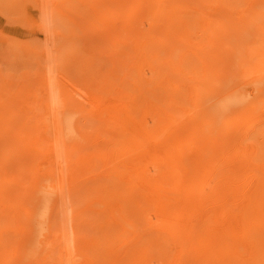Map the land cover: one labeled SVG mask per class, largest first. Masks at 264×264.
Masks as SVG:
<instances>
[{"label": "bare ground", "instance_id": "1", "mask_svg": "<svg viewBox=\"0 0 264 264\" xmlns=\"http://www.w3.org/2000/svg\"><path fill=\"white\" fill-rule=\"evenodd\" d=\"M80 1L82 4H84V6L85 5L88 6V0H80ZM221 1L220 0H92L91 5L89 4L91 7L89 9H94L95 17L97 16L98 22H100L104 26V30L101 31L102 32L101 34V32L97 30V28L95 29V27H98V26L95 25V23H93L92 25H90V28H92V30H90L89 32H91L92 35L94 34L93 39L95 38L94 39L95 43L96 42L99 44L101 43L100 44L101 52H103V54L106 52L108 53V56H106V58L103 57V61L106 60L109 66L108 70H111L112 76L114 77L116 76L120 78L119 80L120 84L124 85L125 88L128 89V87L129 88L132 87L131 89H129L131 91L134 89L133 87L139 88V95L135 96V99L131 101L132 104L133 103L135 104V106L131 105L130 107H124L122 110H117L115 106L113 105H102V103L101 105L97 104L95 106L98 108L99 115H102V114L108 115L107 120L109 122L113 121V124L116 127L114 126L115 130L113 131H110V129L106 127H103L102 129H100V135L101 134L103 135L104 133H109V134L111 133V134H110V137L107 134V136L109 137L107 139L101 137L103 138V140H105V143L103 142L101 146V150L96 147L94 148V150L97 149V150L102 151V148L105 144V147L110 148L108 155L110 157L109 160H112V161L117 159L119 156L123 157L125 154L128 155V153L132 150V148L137 147L138 150L139 149L142 150L144 146L148 147L150 143H151L150 147H158L159 151L160 149L162 150L160 153H156L155 150H153V148L152 150L151 148L150 149L147 148L145 151L143 150L144 152L142 151V155L144 153L148 156V163L146 166H145L146 162L143 163V160L140 159L139 157L136 159L137 162L133 163L132 165L125 163L124 164L125 168L123 171L120 170L121 168L120 165L118 166V164L116 163L113 166L111 173L109 172L110 175H113L115 177L119 176V178L121 179V182H120L121 185L120 183H118V186L120 187L116 192H114L113 196L116 197L117 199V200L115 199L116 201H119L120 203L119 206L121 209H123V212L125 210L126 213L129 214L131 217V218L129 217L130 219L128 218V220H124L123 218H121V222L127 228L131 227L133 229V232L130 231V234H132V238H131V241L129 240L130 241L129 243L138 244L136 252L134 254L130 253L129 255H127V257L122 258L124 259V261L128 259V261H125L127 262V264H147L148 255L146 253L148 252L151 253V252L150 251L146 252V250H148L149 248L153 250L155 249V251L157 250V254L156 253L155 254L158 255V257L161 256L162 258H164L161 260L163 264H264V181H260L259 178L257 177L254 179V176H253L257 168L256 163L260 162L258 160L262 158L257 160L256 158L253 157L255 159L254 162H256V160L257 162L256 163L253 162L252 164H249L248 159L244 160L245 157L243 159L239 158L240 155L237 153L240 150L237 152L238 149L234 150V152L236 151L237 153H234V152L232 153V157H233V154L234 156L235 154H237V156L233 157L231 161L227 160L226 159L227 157L225 158V155H226L225 150L227 149V148L225 149V147L229 145L228 143L232 139L236 141L238 138L241 137V135L239 136V134L241 133L243 134V132L241 133L239 132L237 136L239 128L235 127V129H233L234 128L233 125H230V123L228 124L229 120L230 121L231 119H235V121L241 120L242 113L244 114L247 112L248 118H250L249 115H251L252 118H251L250 124L249 123L246 124L248 127L246 126L247 129L246 128L245 129L246 131H248L249 128L251 129V125L253 121L252 119L254 115L253 110L255 109L254 111H256V109L258 108L257 105L259 104L258 99L264 96V86L261 85V81L257 80L260 72L264 74V69H263L264 68V48L259 46L260 43H258L259 42L258 40H260L261 43L264 44V7L261 11L256 13L252 19H249L250 17L248 16V14L251 16L253 14V11L259 5L264 6V0H256L255 3L251 4V7L247 11L246 16L244 15V17H240L238 19L237 18L235 19L233 16L234 11H231L230 9L228 10L227 7H224L226 3L223 5L222 2H224L225 0L222 2ZM231 1L233 0H230V2ZM235 1L238 4L239 0H235ZM235 1L231 2L233 3L232 5H234ZM36 2H37L36 12L38 14L37 29L41 31V33L43 34L44 38H46V40L48 39V37H50L49 35L52 34L51 37L53 36L52 24L54 21H56V18H55L56 16H54L55 9L59 7L60 12L64 15H67L69 18L72 17L71 12L69 11L70 8L74 9V10L72 9L70 10L76 13L80 11V7L77 8V5L72 0H36ZM230 2H227V3H230ZM231 3H230V6H231ZM236 3L234 6L237 8ZM239 7H241V5ZM151 8L157 11L161 10V13L164 11L162 15L160 13V17L162 16L161 17L162 19L160 18L161 23H158L157 21H153L156 18H153L152 16L150 20H147L145 24L143 23L137 24L138 19L139 17H141L143 11L151 9ZM190 9H196L197 12H193ZM209 9H212V12H210ZM218 15H221L223 20L226 21V23H221L220 21L218 22L214 20L216 19ZM60 21H61V18H60ZM81 21L84 22L83 20ZM230 23L231 25H228ZM72 28L74 29V27ZM73 29L70 30L72 34L74 32ZM152 33L153 34L155 33L156 35L152 37L151 36ZM161 34H163V36L161 37V40H159L160 42H157L156 38L157 36ZM191 34L196 35L197 37L196 41H192V39L189 38ZM212 34H214L215 37L210 41L212 42V45L209 47V43H206V42L203 43L201 39L204 38L205 36L209 37ZM61 36L62 38H66V36L64 35H61ZM29 41L30 40H28V43L26 45L29 44ZM248 41L249 43H251V46L248 48H245V46L247 45L246 43ZM56 42L57 44H60L62 41L61 39L54 38L50 43H47V47H46V44L44 45L45 52H46V58L43 64L41 65L42 67H40L41 68L40 70L42 73H39L40 75L43 74L41 75L42 90L44 91V94L47 95V99H49L48 104L50 103L52 105V106L50 105V107H52L53 109H55V105L57 104L56 97L58 95V88H59L56 85L58 59L64 58L65 60V58L68 57V54L72 49H74L72 50L73 52H78L77 42L75 43L77 44V47L73 46V44H72L73 47L71 48L69 47L71 50H69L68 48L64 49L65 47H63L59 53L57 51H53V47ZM257 43H258V46H257ZM31 45H34V44H31ZM36 46L38 45L35 44V47L33 48L36 49ZM11 48L13 47L11 46ZM37 49H36L37 54L35 53L36 57L39 53V49L38 50ZM73 52L71 53V55L74 54ZM94 55H96L97 57L99 53H95ZM27 58L30 59L29 56ZM79 58H85V57L80 56ZM91 59L94 64L96 63L97 60H99L97 58L96 60L93 57H91ZM256 59L260 60V63L259 62L258 63L256 62V63L257 65L260 64L258 66H261V67L258 68L259 70L256 69V71H254L255 68L253 69V67L254 65H256L255 64ZM81 61L84 63V59H81L80 62ZM83 63H82V66H83ZM72 64H74L75 66V61L74 63L72 62ZM77 65H80V64H77ZM99 65L101 64L99 63ZM145 65H147L146 72L143 71L144 70L143 67ZM82 66H81V70H82ZM91 66H92V63H91ZM95 66L97 67V65ZM95 66H94V69L96 68ZM88 67L85 70L87 72H88L87 69L91 70L92 68V67L91 68L90 67L88 68ZM71 68L73 70V67ZM100 70L102 71V68ZM44 71H45V74H44ZM104 71H102L101 73H103ZM87 72L85 73L87 74ZM74 73L75 72H73V74ZM85 73L83 74L79 73V74L83 76ZM99 74H100V71H99ZM147 74H150V78L152 77L151 79L154 78V80L152 81H154L156 84L155 83H153V85L151 84L150 79L145 77ZM75 75H77V73H75ZM89 76H86V78L88 77V79H90ZM108 76L109 75H107V79L110 82V79L108 78ZM251 76H257V77L252 78L248 82V84H253V86H252V90L247 92L244 89H241L242 86L244 85L238 84V82L241 80V78L248 79ZM100 77L98 76L99 79ZM27 78L29 79V77ZM158 78L159 79L161 78V81H158L157 80ZM77 79L79 80V78ZM105 82H106V79H102V80L100 79V82L97 88L101 89L102 87H107L109 89L115 85L114 83H112L111 87H108L109 84H107L106 82L105 84L106 86H104ZM127 83H130V86H128ZM93 86L96 87L97 84ZM87 87L88 85L86 86V88ZM91 88H94V87H91ZM108 89L106 91H108ZM91 91H93V89ZM45 95L42 96L43 101L42 100L40 101L44 102V104L47 106V101L45 102V99H46ZM94 98H98V97H94ZM147 104L150 105V109H148ZM262 105H264V103ZM192 106L194 107L193 111L190 113L191 115L189 114V116H187ZM141 110L144 111V114H146L148 110H149L148 112L150 111L156 112V114L152 116V118L149 121L145 120L144 123H142L141 121L142 118L139 119L138 116L135 115L137 111H141ZM238 111H242V113H237ZM68 112H70V110L67 109V104H63L62 110H60V112H57L58 116L56 117V119L51 120L50 115L46 117L47 122H46L45 130H47L48 133H51L53 129L56 134V138L57 137L62 138V141L57 139L56 142L61 141V142L66 143V141H64L66 139L74 140L76 136L80 137L81 132L79 130L80 129L78 125L79 122L76 118L69 116ZM4 113H6L5 109L1 107L0 108V120H2ZM101 118L102 117L100 116L98 121ZM244 119H245V116H244ZM171 120H174V121H171ZM204 120H206V122H204L205 124L203 125L201 124V122H203ZM150 121H151V125L149 124ZM246 122H247V119L244 123ZM135 126H138V128H141V130H139L138 135H136V133L133 134V132L129 133V128L131 127L133 128ZM38 128L40 129V127ZM217 130H221V133H218ZM188 131H190V138L187 139L189 140V143L186 145L187 140L180 141V139L183 137V135L185 138V134ZM22 132H24V136L27 138L26 139L27 148L24 150L23 155L26 156L27 162H28L31 160V157L33 155H35L36 157L38 156V154L41 153L36 147V145H39L41 143L38 142L39 141L38 137L36 135L33 136L31 132L29 131L27 132L26 130H22ZM254 133H255V130H254ZM258 135H260V133ZM138 137L142 138L141 142L137 143V141L136 142L133 141V138L136 139ZM204 137L208 138L207 139L208 143L206 146H203L204 149H202V153H200L198 149L196 148V146L198 147L200 146L199 143L201 142V139H204ZM258 137L260 138V136ZM198 139L199 141H197ZM204 142H205V139L202 141L201 144H203ZM220 142H222L223 145H225V147L224 146L219 147L221 145L218 144L219 146L217 148L215 144L220 143ZM67 143H69V141H67ZM71 143H74L75 145L76 142H71ZM241 143L242 142L240 141V144ZM176 144L178 145L176 146ZM263 146H260V147H263ZM55 147L57 146L55 145ZM129 147H131V150H129ZM213 150H216V152ZM189 151H192V152H189ZM258 151H261V150L258 149ZM263 153H261V156ZM158 154H160L162 157H160V155ZM188 154H190L191 157L188 158ZM257 155L259 156V154ZM89 156L92 157L91 155ZM93 156H96V155H93ZM56 157H59V156L55 155V158ZM205 158H208V159L205 160ZM68 160H67V164L69 163ZM126 160L124 158L122 162H126ZM207 160H209V162L204 164V161H207ZM229 162L231 163L228 164ZM232 166L234 167V169H236V173L232 172L231 169L233 168H230ZM64 169H63V172H64ZM2 170H4V167L1 168L0 173L2 172ZM63 172H60V173L63 174ZM50 173L52 172L50 171ZM226 173L227 175H225ZM1 176L2 175H0V178ZM227 176H230L231 179L227 180L228 179ZM262 176H264V174ZM253 179L256 180L257 183L252 184L253 186L251 187L250 185L251 183H253L254 181ZM44 180L46 181L45 184L40 182L39 187L34 189V193L32 194V199H31L32 202L29 204L32 206V208L31 210H28V212L25 210L27 213L24 215L26 222L31 225L37 222L38 220L37 217L41 218L42 222H40L41 227L39 229L40 231L38 235H43V231H49V230H50L49 231L50 234L53 233L51 231L53 226H55L53 224L55 216L53 215L55 214L58 199H60L61 193L63 194L66 191L65 190L66 185L63 183L65 185L64 192H63V186L60 185L59 183L57 184L56 182H53L55 179L52 178V175H48V177L44 178ZM73 180L75 179L73 178ZM111 180L110 182H112L114 186L115 183H113L114 182L113 179ZM235 180H238L237 182L239 184V185L237 184L238 189L236 191H234L235 188H231L232 185L236 186L234 185L236 184ZM50 182L52 184H50ZM226 185H231L228 189L230 190V195H232L233 197H235L238 192L240 193L244 189L250 186L248 191H246L245 193L246 205L244 206V209H241L242 211L239 214L238 213L234 214L233 220L227 221L228 223L227 222L225 223L223 220H222L223 222H219L218 224L216 223V225L220 226L219 228H222V229L220 231L219 230L215 231L217 228L214 229L213 227L211 229V227L208 226L210 224H208V221H207L209 219L208 210H206L208 207L207 204L219 203L217 204V206H213V207H215V209L216 208L221 209L223 204H221L220 202L222 201V199L228 198L227 197L228 195L223 197V195H219V194L222 193L226 189ZM94 187H93V191H94ZM19 189L21 190L20 186H19ZM106 189L107 188H105V190ZM96 191L97 190H95V192ZM101 191L103 190L101 189ZM78 194H82V193L79 192ZM93 195H94V192H93ZM106 195H108V193ZM208 196L209 198H207ZM74 197L75 199L78 198V196L76 197V195ZM106 197L108 196H105V198ZM61 198L62 200L64 199L63 197ZM66 201H68L67 196H66ZM91 201L92 200H90V202ZM18 204H19L18 200L17 201L10 200L8 202L6 201L4 202V207L9 209L8 210V212L10 211L9 214H12L14 212L16 215L15 214H12V215L13 217H16V219L17 218L20 219V216L24 214V213H21V210ZM40 207H41V212L37 214V210ZM103 207L105 208V205ZM63 208L64 207H62L61 209L63 210ZM78 208H76V210H73V212L77 211ZM120 208L117 206L115 216H118V215L120 216V211H119ZM61 209H60V212H61ZM93 210H94V207H93ZM212 210L214 211L213 212L214 214H217L216 210L214 209ZM63 213L65 212L63 211ZM66 214H64V216H66ZM87 215H89L90 217V212ZM91 215H92V212H91ZM105 215L103 216L105 217ZM150 215L154 216L155 218H158V217L161 218L164 215L169 216L168 219L163 220V223L161 224L162 226L159 229H157V232L156 231L153 232L154 233L153 236L149 235V234H152L151 231L154 228L153 225L152 227H149L151 224L150 222H153L151 221L152 216L150 218ZM69 216H67L66 218L69 219ZM85 216L83 215L84 218ZM61 217L60 216L56 217V219L57 218L60 219ZM62 219H61V222L67 221L66 219L64 220ZM221 219H222V216H221ZM70 220L71 218L68 221ZM90 220L91 219L89 218L88 221L90 222ZM147 220H149L150 222H147ZM58 221L59 220H57V222ZM107 221L108 220H105V222ZM57 224L58 223H56V225ZM79 226H81V224ZM140 226H142L143 229ZM138 227L143 230L142 233L137 232ZM10 228H7V229H10ZM61 228L63 229L64 226H62ZM115 228L116 227H113L112 230ZM117 229L121 230V227ZM68 231L70 230H67L66 234H68L67 233ZM107 231L109 232V230ZM97 232L99 233V231ZM100 232H102V228ZM112 232L110 233L112 234ZM18 233H22V231L18 230ZM50 234L48 236L45 235V238H49V236H51ZM56 234L57 233H55L56 239L54 243H52L49 247V249L53 251L52 253H50L52 255H54L53 254L55 253L54 249L57 246L62 247L63 244L65 245L67 244L66 242L68 243L71 242L70 245L72 246V241L70 240H69L70 242L67 241V238L69 237L72 239V236H71L72 234H69L70 236L68 235V237L66 234H62V235L60 234L63 237L66 236L65 237L66 240H63L65 243L61 242L63 244L60 243L59 241L60 237L59 235H56ZM104 234L105 235L107 234L108 236H110V234L108 233L104 232ZM124 234L125 233H122V235ZM107 235L106 237L104 236L106 238L105 241L109 239ZM113 236L114 234L111 235L110 237H113ZM127 236L129 235L126 234V237ZM96 238H98V235ZM115 239L117 241V238ZM109 241L111 242V240ZM118 241H119V238H118ZM120 243L121 242H119V244ZM167 244L175 245L177 250L174 254L171 255L167 252L169 248V246L168 247L166 246ZM198 244H202V245H198ZM206 244H214V245L218 244V245L212 246V245H206ZM223 244H235L236 246L234 248L235 252H233V254H231V252L230 254H228V252L226 253L227 248L225 250V247L224 248L221 247V246H224ZM244 244L250 245L249 249L240 250V257L233 259L234 256L232 257V255H235L236 253H238L239 248L245 247ZM111 245L113 247V245L115 244L111 243ZM90 246L93 247V245L89 243V246H88L89 249L92 248ZM107 247H108V243H107ZM71 248H69L67 245L66 251L68 252L69 249ZM88 248L86 251L89 252ZM130 248L133 249L132 247ZM107 249L110 250V247ZM127 249L126 251H129ZM118 250L120 251V249ZM118 250H116V252ZM84 251L83 253L86 252ZM133 251L134 250H132V252ZM152 252L154 253V251ZM103 253H106V252L103 251ZM112 254H113L112 261H110L109 264H117V259L120 258V254L111 252V255ZM99 257H100V254H99ZM6 259H7L6 257L0 256V264H7L8 261ZM46 259H50V258L47 257ZM74 259H72V261ZM104 259L105 258H103V260ZM45 260L43 261L45 262ZM151 260H154V259H151ZM76 262H72V263H76ZM122 262H119V264H121ZM154 262L156 263V261ZM52 263L53 262H51V264ZM66 263L70 264L68 263V261H66ZM91 263H88V264H91Z\"/></svg>", "mask_w": 264, "mask_h": 264}, {"label": "rangeland", "instance_id": "2", "mask_svg": "<svg viewBox=\"0 0 264 264\" xmlns=\"http://www.w3.org/2000/svg\"><path fill=\"white\" fill-rule=\"evenodd\" d=\"M72 1L77 5V8L80 7V11H78L77 13L72 11L74 9H72V8H70L72 10L69 9V11L72 14V17L69 18L67 15L62 14L60 12L59 7L57 9H55V11H54L55 12L54 16H56L55 17L56 21H54L52 24V31H53L52 37H53V39L54 38L61 39L62 42L60 44H57V42H56L54 47H53V51H57L59 53L63 47H65L64 49L68 48L69 50H71L70 49L71 47H73V46L77 47V44H78V52H73L72 50H74V49H72L69 52L68 57L65 58V60H64V58L58 59L56 85L60 89L58 88V95L56 97L57 98L56 99L57 100V102H56L57 107L55 105V109H53L52 107H50L51 104L50 103L48 104L49 99H47V95H45L44 91L42 90V86H41L42 77H41V75H43V74H41V75L39 74V73H42L40 70L41 69L40 67H42L41 65L43 64V62L46 58V52H45V46L44 45L46 44V47H47V43H50L53 39L51 37V35H52L51 34V35H49L50 37H48V39L46 40V38H44L41 31H39L37 29V24H38L37 23L38 22V20H37L38 14L36 12L37 2H36V0H21V1H19V0H0V3H2V4H0V102H2V103H0V108L1 107L4 108L5 112H6L3 114L2 120H0V171H1V168L4 167V170H2V172L0 173V175H2L0 178V230H1L0 231V233H1V235H0V256L7 258L6 259L8 261L7 264H36V263L37 264H45V263L51 264V262H53L52 264H67L66 261H68V263H70V264H88V263H91V261H92L91 264H93V263L94 264H102V263L103 264L104 263L109 264V262L112 261V257H113V254L111 255V252L116 253V254L117 253L120 254V258L117 259V264H119V262H122V261L123 262L121 264H127V262H125V261H128V259L124 261V259H122V258L127 257V255H129L130 253L134 254L136 252L138 244H130L129 243L131 241V238H132V234H130V231L133 232V229L131 227L127 228L121 222V218H123L124 220H128L130 215L127 214L125 210L123 212V209H121L119 206L120 205L119 201H116L117 200L116 197L113 196L114 192H116L120 187V186H118V183L121 182V179L119 178V176L115 177L113 175H110V173L113 169V166L116 163L118 164V166L120 165V167H121L120 170L123 171L125 168V166H124L125 163L132 165L133 163L137 162L136 159L139 157H140V159L143 160V163L146 162L145 163V166H146L148 163V156L144 153L142 155V151L143 150L145 151L147 148H149V149L151 148V150L153 148V150H155L156 153H160L162 151L161 149L159 151L158 147H150L151 143L148 145V147L144 146L142 148V150L141 149L138 150L137 147H135L137 149L132 148V150H131V147H129V150H131V151L128 153V155L125 154L123 157L119 156L114 161L109 160L110 157L108 155V152H109L110 148L105 147V144L102 148V151H100L103 142L105 143V140H103V138L107 139L110 137V134H111V133L110 134L104 133L105 136H107V134H108L109 137L108 136L105 137L104 134L100 135V129H102L103 127H106L108 129H110V131H113V130H115L116 126L113 124V121L109 122L107 120L108 115H103V114L99 115L98 108L95 106L97 104L101 105V103H102V105H113V106H115V108L117 110H122L124 107H130L131 105L135 106V104L134 103L132 104L131 101L133 99H135V96L139 95V88L133 87L134 89L131 91L129 89H131L132 87H130V88L128 87V89H127L124 87V85H121L120 81H119L120 78L116 77V76L115 77L112 76L111 70H108L109 66H108L106 60L103 61V57L106 58V56H108V53L106 52L103 54V52H101V46H100L101 43L100 44L97 42L95 43V40H94L95 38L93 39L94 34L92 35L91 32H89L90 30H92V28H90V25H92L93 23H95V25L98 26V27H95V29L97 28V30H99L100 32L102 30H104V26L100 22H98V17L97 16L95 17L94 9H89V8H91L90 5L92 3V0H88V6H86V5L84 6V4H82L80 0H72ZM222 1H224V0H222ZM234 1L235 0H233L231 2H234ZM227 2H230V0H225L224 2H222L223 5L226 3L225 4L226 6L224 5V7H227L228 10L230 9L231 11H234L233 16L235 19L236 18L238 19L240 17H244V15L246 16L247 11L251 7V4L255 3L256 0H241L242 3L239 0L238 4L235 1L237 8L234 6L235 3H234V5H232L233 3L230 2L231 3V6H230V3H227ZM242 4L244 5V7ZM1 5L2 6L4 5L6 7L3 6L4 7L3 8ZM240 5H241V7H239ZM70 7H71V5H70ZM263 7L264 6L259 5L253 11V14L251 16L248 14V16L250 17L249 19H252L256 13H258L259 11H261L263 9ZM234 8H235V10H234ZM190 10L193 12H197L196 9H190ZM88 11H89V13H88ZM209 11L212 12V9H209ZM163 12L161 13V10L157 11V10H153L152 8L148 9V10H144L141 17H139L137 24L138 23L145 24L147 22V20H150V18L152 16H153V18H156L153 21H157L158 23H161V19H162L161 17L162 16L160 17V13L162 15ZM60 18H61V21H60ZM81 20H83L84 22H82ZM214 20H216L218 22L220 21L221 23H226V21L223 20L221 15H218L216 17V19H214ZM228 25H231V23ZM72 27H74V29ZM64 28H66V29H64ZM71 29L74 30L73 34H72V32H70ZM62 30H64V31H62ZM76 33H78V34H76ZM101 34H102V32H101ZM61 35L66 36V38H62ZM72 35H74V36H72ZM154 35H156V34L155 33L151 34L152 37ZM162 36H163V34L157 36V38H158V39L156 38L157 42H160L159 40H161ZM214 37H215V35L212 34L209 37L205 36L201 40L203 41V43H205V42L209 43V47H210L212 45V42H210V41ZM189 38L192 39V41L197 40V37L195 34L194 35L191 34L189 36ZM44 39H45V41H44ZM28 40H30L29 44L26 45L28 43ZM31 40H32V42H31ZM21 41L23 44L21 43ZM249 41L246 43L247 45L245 46V48H248L251 46V43H249ZM258 41H259L258 43H260L259 46L264 48V44L261 43L260 40H258ZM76 42H77V44H75ZM41 43H42V45H41ZM258 43H257V46H258ZM31 44H34V45H31ZM35 44H37L38 46L40 44V46H41V47L36 46V49H37V47L39 49V53H38L37 57L35 55V53L37 51L35 48H33V47H35ZM72 44H73V46H72ZM29 45H31L32 47ZM11 46L13 48H11ZM66 46H68V47H66ZM40 48H42V49H40ZM72 52L74 54L71 55ZM95 53H99V55L96 57V55H94ZM28 56L30 59L27 58ZM80 56L81 57L83 56L87 59L79 58ZM91 57H93L95 59L96 58L99 59V60L96 59L98 61V63L96 61V63L94 64ZM68 58H70V59H68ZM79 59L80 60L84 59V63L82 61L80 62ZM89 59L91 60V62ZM247 59H248V57H247ZM259 59H256V61H255L256 65H254V67H253V69L255 68L254 71H256V69L261 67V66H258L260 64L257 65L258 62L260 63ZM74 61H75V66H74V64H72V62L74 63ZM77 61H78V63H77ZM29 62H30V64H29ZM82 63H83V66H82ZM91 63H92V66H91ZM99 63L101 65H99ZM194 63H196V62H194ZM77 64H80L82 66V70H81V66L77 65ZM88 64H90V65H88ZM11 65H13V66H11ZM93 65L94 66L97 65V67L95 66L96 68L94 69ZM88 66L90 68L92 67L93 69L92 68H91V70L87 69L88 70V72H87L85 70ZM104 66L107 68H105ZM71 67H73V70ZM101 68H102V71L105 70L103 73H101L102 72L100 70ZM146 68H147V65H145L143 67L144 72L147 71ZM17 69L19 70V72ZM70 71H72V72H70ZM99 71H100V74H99ZM73 72L77 73L78 77H77V75H75V73L73 74ZM85 72H87V74ZM92 72L95 74H93ZM79 73H82V74L85 73V74L83 76H81ZM88 73L91 76H89ZM44 74H45V71H44ZM79 75H80V77H79ZM107 75H109L108 78L110 79V82L107 79ZM86 76H89L90 79H88V77L86 78ZM98 76L99 77L102 76V77H100L101 80L106 79L107 84H109L108 87H111L112 83H114L115 85L112 86L111 88H109L110 90L107 87H102L103 89L97 88L99 85V82H100V79L98 78ZM27 77H29V79ZM96 77H97V79H96ZM145 77L150 79V82L152 85H153V83H155L154 81H152V80H154V78L153 79H151L152 77L150 78V74H147ZM255 77H257V76H251L248 79H242L241 78V80L238 82V84L244 85V86H242L241 89H244L247 92L251 91L253 84H248V82L252 78H255ZM77 78H79L80 82ZM92 78L95 80H93ZM155 78H156V76H155ZM87 79H88V81H87ZM92 80L94 81V83ZM157 80L161 81V78L160 79L158 78ZM257 80L261 81V85L264 86V74L262 72H260ZM106 82L104 83V86H106L105 85ZM87 83H89V84H87ZM96 84H97L96 87L93 86ZM127 84H128V86H130V83H127ZM87 85H88V87L86 88ZM91 87H94V88H91ZM78 89H80V90H78ZM92 89H93V91H91ZM107 89H108V91H106ZM125 89H127V90H125ZM43 95H45V98H46L45 102L47 101V106L44 104V102H42L43 101L42 100ZM94 97H98V98H94ZM40 100H42V101H40ZM258 103L259 104L257 105L258 108L256 109V111H254L255 109L253 110L254 115L251 113L253 115V119H252L253 121H252L251 129L249 128L248 131H246V129L248 127L246 124H248V123L250 124L252 116L249 115L250 118H248L247 112L243 114L242 111H238L237 113H242V115H241L242 119L236 120V121H235V119H231V121L229 120L228 124L230 123V125H233V127H234L233 129H235V127L236 128L238 127L239 131L237 133V136H238L239 132L240 133L243 132V134L242 133L239 134V136L241 135V137L237 139L238 141L236 139H235L236 141H234L232 139L233 141L231 140L228 143L229 145L226 144L229 146V148H228V146L225 147V145H223L222 142L216 143L215 145L217 148L219 145H221L219 147L224 146L225 149L227 148L225 150L226 151L225 158L227 157L226 159L229 161H231L233 159V157L237 156V154L240 155V157H239L240 159H243L244 157H245L244 160L248 159L249 164H252L255 161L254 158H256L257 160L262 158V159L258 160L260 162H257V160H256L257 163L254 162L257 164V168H256L253 176H254V179L257 177V178H259L260 181H264V176H262L264 174V164H263L264 163V160H263L264 159V153H263L264 152V146H263L264 142H262V141H264V135H263L264 134V121H263L264 120L263 119L264 118V108H263L264 105H262L264 103V96H262L258 99ZM63 104H67V109L70 110V112H68L69 116H72L73 118H76L78 120V122H79L78 125L80 128L79 130L81 132V134H80L81 138L79 136H76L77 138L75 137L76 139L74 138V140L73 139H66V140H64V141H66V143L61 142L62 138H60V137L56 138V134H55L53 129H52L51 133H48V131L45 130L46 122H47L46 117L48 115H50L51 120L56 119V117L58 116L57 112H60V110H62ZM147 105H148V109H150V105L149 104H147ZM261 106H262V108H261ZM193 108L194 107L192 106L191 110L188 112L187 116H189V114L193 111ZM35 109H37V110H35ZM55 110H56V112H55ZM147 112H146V114H144V111L141 110V111H137L135 115L138 116L139 119L142 118L141 121H142V123H144L145 120L149 121L152 118V116H154L156 114V112L150 111V112H148L149 114ZM100 116L102 118L98 121ZM244 116H245V119H244ZM246 116H247V118H246ZM261 118H262V120H261ZM246 119H247V122L244 123L246 121ZM171 121H174V120H171ZM204 122H206V120L201 122V124L204 125L205 124ZM91 124H92V126H91ZM149 124L151 125V121ZM237 124H238V126H237ZM243 124H245V125H243ZM101 125H102V127H101ZM218 126H220V125H218ZM255 126H256V128H255ZM24 127H26V128H24ZM38 127H40V129ZM4 130H5V132H4ZM22 130H26L27 132L28 131L31 132V134L33 136L36 135L39 139L38 142L41 143L39 145H36L37 149L41 153L38 154V156H36V157H35V155H33L31 157V160L28 162H27L26 156L23 155L24 150L27 148V144H26L27 138L24 136V132H22ZM139 130H141V128H138V126H135L133 128L131 127V128H129V133L133 132V134L136 133V135H138ZM254 130H255V133H254ZM256 130L258 132L260 131L259 132L260 135H258L259 133ZM217 132L221 133V130H217ZM7 134H8V136H7ZM245 135H246V137H245ZM254 135L255 136L257 135V136L255 137ZM258 136H260V138ZM101 137H103V138H101ZM243 137L245 140L243 139ZM188 138H190V131H188L185 134V138L183 135V137L180 139V141L181 140H187ZM257 138H259L260 140ZM57 139L61 140V141H59L60 143L56 142ZM101 139H102V141H101ZM204 139H205V142L203 144H201ZM204 139H201V142L199 143L200 144L199 147L196 146V148L198 149V151L200 153H202V149H204L203 146H206L208 143V140H207L208 138L204 137ZM241 139L244 141H242ZM24 140H26V141H24ZM141 140H142L141 137H138L136 139L133 138V141H135V142L137 141V143L141 142ZM239 140L242 142L241 144H240ZM67 141H69V143H67ZM197 141H199V139ZM71 142H76V143L74 145V143H71ZM186 142H187L186 143V145H187L189 143V140H187ZM260 142H262V143H260ZM153 143H155V142H153ZM258 143H259V145H258ZM55 145L57 147H55ZM177 145L178 144H176V146ZM260 146H263V147H260ZM95 147L99 148L100 150H97V149L94 150ZM244 147H246V148H244ZM217 148H216V150H217ZM54 149H55V151H54ZM134 149H135V151H134ZM236 149H238L237 152L240 150L239 151L240 153L239 152L237 153L236 151L234 152V150H236ZM258 149H260L261 151H258ZM216 150H213V151L216 152ZM59 151H60V153H59ZM74 151H75V153H74ZM189 152H192V151H189ZM233 152L237 153V154H235V156L233 154V157H232ZM105 153H106V155H105ZM244 153H245V155H244ZM261 153H263L262 156H261ZM59 154H61V155H59ZM190 154H188V158L191 157ZM257 154H259V156ZM55 155L56 156L58 155L59 157L60 156L61 157L55 158ZM89 155H91L93 158L90 157ZM93 155H96V156H93ZM158 155H160V154H158ZM250 155H252V156H250ZM196 156H197V154H196ZM157 157H159V156H157ZM160 157H162V156L160 155ZM86 158H87V160H86ZM88 158H90V159H88ZM94 158H96V159H94ZM124 158H125V160L127 159L126 162H122L124 160ZM206 159H208V158H205V160ZM67 160L69 162L68 164H67ZM84 162L85 163L87 162V163L85 164ZM208 162H209V160L204 161V164L208 163ZM230 163L231 162H229L228 164H230ZM63 164L67 167H65ZM80 164H81V166H80ZM230 168H233V169H231L232 172L236 173V169H234L233 166ZM63 169H64V172H63ZM50 171L52 173H50ZM60 172H63L64 175L61 174ZM260 173L261 174L263 173V174L261 175ZM229 174H230V172H229ZM48 175H52V178L55 179L53 182H56L57 184L59 183L60 185L63 186V192H64V186L66 185L65 186L66 191L64 192L65 194L61 193V197H63L64 199L62 200L61 197H60V199H58L57 208H56L55 214L53 215V216H55L54 222H53V224L55 226H53V228L51 229V231L53 233L50 234L49 233L50 230H49V231H43V235H38L39 231H40L39 229L41 227L40 222H42L41 218L37 217L38 218L37 222H35L34 224L31 225V224H28L26 222L24 215L28 212V210H31V208H32V206L29 204L32 202L31 199H32V194L34 193V189L39 187L40 182L45 184L46 181L44 180V178L48 177ZM225 175H227V173ZM232 175H230V176H232ZM107 176H109V177H107ZM230 176H227V178H228L227 180L231 179ZM73 178L75 180H73ZM111 179H113V181H114L113 183H115L114 186H113L112 182H110ZM64 180L66 183L64 182ZM105 180H106L107 184H106ZM74 181H75V183H74ZM237 181L238 180H235L236 184H234L236 186L226 185V189L222 193L219 194V195H223V197L228 195L227 196L228 198L222 199V201L220 202L221 204H223L221 209L220 208L215 209V207H213V206H217V204H219V203L207 204L208 207L206 210H208V214H209L208 215L209 219L207 221H208V224H210L208 226H210L211 229L213 227H214V229L217 228L215 231H218V230L220 231L222 229V228H219L220 226L216 225V223L218 224L219 222H223V221L226 223L227 221H231V220H233L234 214H237V213L239 214L242 211L241 209H244V206L246 205L245 193H246V191H248L250 186L251 187L253 186L252 184L257 183V181L254 180L253 183H251V185L249 184L250 186L248 188L244 189L240 193L238 192L237 195L235 197H233L232 195H230V190L228 188L231 186V188H235L234 191H236L238 189V187H237L238 182ZM50 184H52V183L50 182ZM93 184H95V185H93ZM120 185H121V183H120ZM19 186L21 187V190L19 189ZM93 187H94V191H93ZM105 188H107V189L105 190ZM108 188H110V189H108ZM101 189L103 191H101ZM95 190H97V191L95 192ZM8 191H10V192H8ZM98 191H100V192H98ZM79 192L82 194H78ZM93 192H94V195H93ZM224 192H226V193H224ZM74 193H75L76 197L78 196V198L75 199ZM96 193H97V195H96ZM107 193H108V195H106ZM66 196L68 198V201H66ZM105 196H108V197L105 198ZM92 197H94V198H92ZM104 198H105V200H104ZM207 198H209V196ZM1 199H2V201H1ZM72 199H74V200H72ZM77 199H79V200H77ZM10 200H13V201L18 200L19 201L18 206L20 207L21 213H24L23 215L20 216V219H18V218L16 219V217H13L12 214H15L14 212L12 214H9V212H10V211L8 212L9 209L4 207V202L5 201L8 202ZM90 200H92V201L90 202ZM110 202H111V204H110ZM104 205H105V208L103 207ZM78 206H79V208H78ZM85 206H87V207H85ZM92 206L94 207V210H93ZM117 206L120 208V210H119L120 216L118 214H117L118 216H115ZM62 207H64L63 210L61 209ZM76 208H78L77 211L73 212V210H76ZM229 208H230V210H229ZM60 209H61V212H60ZM212 209L216 210L217 214H214L213 213L214 211ZM66 210H67V212L68 211H70V212L67 213ZM63 211L65 213H63ZM98 211H99V213H98ZM226 211H227V213H226ZM40 212H41V207L37 210V214ZM89 212H90V217H89V215H87V214H89ZM91 212H92V215H91ZM19 213H20V211H19ZM151 213H153V212H151ZM64 214H66V216H64ZM58 215L60 217L61 216L62 217L60 219L59 218L56 219V217H59ZM83 215L84 216L86 215L85 218L83 217ZM103 215H105V217ZM67 216H69V219L71 218L70 221H68L69 219L66 218ZM92 216H94L95 218ZM151 216L152 215H150V218H151ZM221 216H222V219H221ZM87 217H89L91 219L90 222L88 221L89 218H87ZM168 217H169L168 215L167 216L164 215L161 218H159V217L155 218L154 216H152L153 219L151 218V221H153V222H150L149 220H147V222L151 223L149 227H152V225L154 226L153 230L151 231L152 234H149V235L153 236V234H154L153 232H155V231L157 232V229H159L162 226L161 224L163 223V220L168 219ZM61 219L62 220L66 219L67 221H63L64 222L63 223V222H61ZM57 220H59V221L57 222ZM105 220H108L107 221L108 223L105 222ZM78 221L79 222L82 221V222L79 223ZM60 222H61V224H60ZM56 223H58V224L56 225ZM69 223H70V225H69ZM80 224H81V226H79ZM109 224H111V225H109ZM212 224H214V225H212ZM89 225L90 226L92 225V226L90 227ZM62 226H64L65 229L67 228L66 231L70 230L67 232L68 234H66V231L64 228L63 229L61 228ZM1 227H2V229H1ZM113 227H116L115 229H113L114 231L112 230ZM120 227H121V230L117 229ZM140 227L142 228V226H140ZM7 228H10V229H7ZM86 228H88V229H86ZM101 228H102V232H100ZM81 229H82V231H81ZM142 229H140L138 227L137 232L142 233L143 232ZM18 230H21L22 233H18ZM63 230H64V232H63ZM107 230H109V232ZM78 231H80V232H78ZM97 231H99V233ZM116 231H117V233H116ZM54 232L57 233L56 235H59L60 243L61 242L65 243L63 240H66V238H65L66 236L63 237V236H61L62 234H66L67 237L69 234H72L71 235L72 239L69 237V238H67V241H69V240L72 241L73 247L70 245L71 244L70 241H69L70 243L66 242L67 243L66 245L61 243V244H63L62 247L57 246L54 249V251H55V253H53L54 255L50 254L53 251L50 250L49 247L52 243H54V241L56 239ZM104 232L110 234V236L114 234V236L110 237L106 234L109 237V239H107V241H105L106 235L104 234ZM110 232H112V234ZM81 233L84 235H82ZM122 233H125V234L122 235ZM49 234L51 236H49V238H45V235L48 236ZM126 234L129 236L126 237ZM97 235H98V238H96ZM77 236H79V237H77ZM61 238H63V239H61ZM115 238H117V241ZM118 238H119V241H118ZM125 238H127V239H125ZM109 240H111V242ZM112 240L113 241L115 240V241L113 242ZM119 242H121V243L119 244ZM89 243L93 245V247L90 246V247H92L90 249L88 248ZM104 243H106V244H104ZM107 243H108V247H107ZM111 243H113L115 245H113V247H112ZM121 244H122V246H121ZM67 245L69 248L72 247L71 249H69L68 252L66 251ZM134 245H136V246H134ZM198 245H202V244H198ZM206 245L215 246L218 244H215V245L214 244H206ZM223 245L224 246H221V247L222 248L225 247V250H226V248L228 250V251L226 250V253L228 252V254H230V252H231V254H233V252H235V250H234V248L236 247L235 244H223ZM244 245H245V247H242L243 249L239 248L238 249L239 252L236 253L235 255H232V257L234 256L233 259L240 257V250L249 249L250 245H248V244H244ZM119 246H120V248H119ZM123 246H124V248H123ZM166 246L167 247L169 246L167 252L171 255L174 254L177 250V248L173 244H169V245L167 244ZM227 246H229V247H227ZM109 247H110V250L107 249ZM130 247H132L133 249H131ZM87 248H88L89 252L86 251ZM94 248L96 250L97 249L98 250L96 251ZM129 248H130V250H129ZM111 249H112V251H111ZM118 249H120V251ZM126 249L129 251H126ZM81 250H83L85 253H83V251H81ZM116 250H118V251L116 252ZM132 250H134V251L132 252ZM56 251H57V253H56ZM103 251L106 253H103ZM148 251H150L151 253H149ZM152 251H154V253ZM146 252H148V253H146L148 255V257H147V255H146V257L149 259V260L147 259V261H148L147 264H153V263H155L154 261H156V263H158V264H163L161 262V260L164 258H162L161 256L158 257V255H156L157 250L155 251V249L153 250V249L149 248L148 250H146ZM99 254H100V257H99ZM151 254H153V255H151ZM81 255H82V257H81ZM47 257L50 259H46ZM87 257H89V258H87ZM98 257L100 258V260L101 259L102 260L100 261ZM74 258H76V259H74ZM103 258H105V259L103 260ZM72 259H74V260L72 261ZM120 259H121V261H120ZM151 259H154V260H151ZM43 260H45V262ZM88 260L89 261L91 260V261L89 262ZM72 262H76V263H72ZM151 262H153V263H151Z\"/></svg>", "mask_w": 264, "mask_h": 264}]
</instances>
